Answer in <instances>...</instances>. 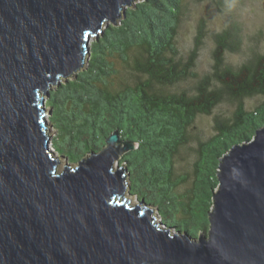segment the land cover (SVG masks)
<instances>
[{
  "label": "water",
  "instance_id": "water-1",
  "mask_svg": "<svg viewBox=\"0 0 264 264\" xmlns=\"http://www.w3.org/2000/svg\"><path fill=\"white\" fill-rule=\"evenodd\" d=\"M135 1L0 0V264H264V125L219 159L198 238L171 235L142 200L121 199L125 169L113 163L133 146L117 134L58 168L48 90Z\"/></svg>",
  "mask_w": 264,
  "mask_h": 264
},
{
  "label": "trees",
  "instance_id": "trees-1",
  "mask_svg": "<svg viewBox=\"0 0 264 264\" xmlns=\"http://www.w3.org/2000/svg\"><path fill=\"white\" fill-rule=\"evenodd\" d=\"M180 14L181 0H139L126 7L116 24H106L90 42L83 68L48 90L45 107L51 109L47 118L57 132L51 147L72 163L102 151L110 134H117L122 145L131 144L133 150L119 158L128 193L156 207L166 227L174 228L177 219L187 216L173 211L171 200L193 199L196 206L201 199L197 206L203 203L202 209L191 210L198 218L187 216L181 223L194 238L208 230L219 159L233 145L251 140L264 125V50L232 69L224 64V56L238 45L231 32L223 30L215 34L210 75L198 80L193 92L173 91L181 81L195 77L191 69L197 47L185 60L178 58ZM115 62L140 79L113 86L118 76ZM257 96L258 104L246 109L244 99ZM225 98L234 101L235 108L230 116L215 118L213 136L197 142L191 172L195 179L190 189L178 193L187 176H175L173 162L191 139L196 118L211 114ZM187 226L195 227V234Z\"/></svg>",
  "mask_w": 264,
  "mask_h": 264
},
{
  "label": "rangeland",
  "instance_id": "rangeland-1",
  "mask_svg": "<svg viewBox=\"0 0 264 264\" xmlns=\"http://www.w3.org/2000/svg\"><path fill=\"white\" fill-rule=\"evenodd\" d=\"M138 1L139 0L135 2ZM133 4L131 5L133 6ZM226 29L231 32L232 39L236 45H238V48L236 50H227L225 52L224 64L232 69H237L241 65L252 61L255 56L261 54L264 50V0H181V14L176 36V47L178 49V58L181 60H185L191 50L194 47H197L194 66L191 69L195 74V77H190L181 81L173 87V91L186 90L188 92H193L194 86L198 80L204 76L210 75L213 64L212 53L215 47V34ZM94 38L95 37H90L89 44ZM119 63L120 62H115L118 76L115 78L113 86L122 83H133L140 79V77L134 75L127 66ZM47 98L48 97H46L45 100ZM260 99L261 97L259 96L245 98L244 105L246 109L253 108L258 104ZM234 108L235 102L225 98L212 110L211 114L199 115L196 118L193 126L190 128L191 139L187 145L180 149L179 154L173 162L174 175L178 177L187 176L186 182L182 183L177 188L178 193L182 194L190 189L195 179L191 172L193 162L196 160L195 148L197 142L213 136L216 133L214 129L215 118L222 119L230 116ZM46 110L47 113H49L51 109L46 107ZM48 115L49 114H47V116ZM48 129L51 138L54 137L57 132L56 129L52 127L49 120ZM51 144L52 141L49 148H51L53 156L57 157L59 160V170L64 169L66 166L75 167L78 165L79 162L72 163L64 156H59L55 153ZM99 152L100 151H97L95 153ZM123 153L113 163V170L122 166L119 165V158ZM90 154L85 155L83 159L89 157ZM167 195L170 196L168 192ZM125 198L130 201L131 205H136L139 202L135 196L129 195L128 190L125 193ZM199 200L201 199L196 200V206H194L193 199L186 202L175 198L171 200L172 203L170 208L173 211H178L179 214H181L180 216H182V213L187 212V216H195L198 218L197 212L193 215L191 210L202 209V206L204 205L203 203L200 202L197 206ZM206 200L207 198L204 201ZM154 210V215L157 217V221H160L157 208L154 207ZM188 213L191 215H188ZM187 216H184L182 220H186ZM182 220L177 219L174 226H177L175 228L179 229L178 232L187 234L186 228L181 225L183 222ZM163 226L168 228L162 224L161 227ZM175 228L170 229L171 235L176 233ZM187 228L191 233L195 234V227L187 226ZM202 234H204V232L197 233L194 238H198ZM190 237L192 238V236Z\"/></svg>",
  "mask_w": 264,
  "mask_h": 264
},
{
  "label": "bare ground",
  "instance_id": "bare-ground-1",
  "mask_svg": "<svg viewBox=\"0 0 264 264\" xmlns=\"http://www.w3.org/2000/svg\"><path fill=\"white\" fill-rule=\"evenodd\" d=\"M48 117V116H47ZM153 209V208H152ZM154 210V209H153ZM158 222V221H157Z\"/></svg>",
  "mask_w": 264,
  "mask_h": 264
}]
</instances>
